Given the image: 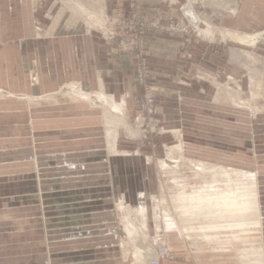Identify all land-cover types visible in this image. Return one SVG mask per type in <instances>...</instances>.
I'll use <instances>...</instances> for the list:
<instances>
[{
    "label": "crops",
    "instance_id": "crops-1",
    "mask_svg": "<svg viewBox=\"0 0 264 264\" xmlns=\"http://www.w3.org/2000/svg\"><path fill=\"white\" fill-rule=\"evenodd\" d=\"M185 1L137 4L141 16L167 22L177 19ZM201 3L221 28H264V0ZM186 7L193 9L191 3ZM85 9L115 15L131 11L128 0H47L38 12L44 29H38L31 0H0V88L25 95H0V264H120L124 238L135 239L154 217L151 167L145 163L137 178L134 162L139 158L119 149L117 133L110 138L108 128L103 148L101 129L94 122L106 117L99 107H80L75 98L56 100L63 85L79 75L77 85L87 99L91 90L103 99V89L106 98L124 108L174 123L182 152L200 146L189 135L209 136L215 142L223 127L215 113L208 119L198 116L206 103L197 94L206 85L201 70L220 64L227 44L149 29L145 50L160 94L148 104L135 77L132 54L99 40L84 20ZM248 47L263 59L264 69V41ZM45 94L53 100L33 104L31 98ZM131 175L133 185L128 182ZM141 178L149 185L141 186ZM114 210L121 214L120 226ZM128 222L132 233L125 230Z\"/></svg>",
    "mask_w": 264,
    "mask_h": 264
},
{
    "label": "rangeland",
    "instance_id": "rangeland-1",
    "mask_svg": "<svg viewBox=\"0 0 264 264\" xmlns=\"http://www.w3.org/2000/svg\"><path fill=\"white\" fill-rule=\"evenodd\" d=\"M128 1L131 11L126 14L120 12L115 15L111 14L110 10L89 9L93 15L91 16L96 18L94 20L85 15L84 20L99 40L111 42L117 48L132 54L135 77L148 104H152L160 94V90L154 84L145 50L144 39L149 29H158L163 33L178 36L193 35L209 43L223 42L228 46L222 53L220 64L217 63L214 69L213 64H209L201 70L206 85L197 94L199 100L206 103L204 108H199L198 116L201 119H208L215 113L214 117L221 119L223 127L217 130L219 135L214 137L215 142L209 141L211 140L209 136L189 135L192 143L198 142L200 146L186 148V152L178 151L176 148L182 142L180 132L174 127V123L171 124L163 116L149 117L134 107L124 108L123 115L115 111L104 98H98L95 90H91L92 92L89 90L88 99L86 95L78 96L79 93L77 95L72 86H78L77 83L81 81L80 75L74 80L75 84L68 82L58 93L56 100L64 102L74 97L80 107L95 105L99 107L97 110L100 115L101 110L104 112L107 118L100 116L94 121L101 129L103 148L106 147V139L108 140L106 128L117 129L119 149L139 158L134 162L137 178L145 171V163L151 167L153 180L150 189L154 198L152 206L154 217L153 215L149 217V226H143L146 229L140 228L135 239L130 241L129 238H124L119 263L151 264L156 250L166 246L172 257L163 259L160 264L166 260L174 261L176 264H264V69L261 66L263 59L259 54H252L248 44L245 49L239 47L241 43L236 39L233 41L231 38L225 39L219 33L214 37L210 34H201L195 23L192 25V20L185 18L183 12L186 11L190 19L195 16L198 20L201 18L202 28L226 29L221 28L204 12L205 5L201 0H186L179 6L180 15L177 19L171 17L167 22H157L141 16L137 0ZM46 2L47 0H31L38 29H44V20L38 12ZM189 3L193 5L192 10H187L186 6ZM99 20L100 25L96 22ZM187 24L188 30L183 31L181 28ZM157 25L159 26L156 27ZM261 41H264V37L257 42ZM195 72L199 73L197 70ZM0 95L25 96L9 93L3 88H0ZM52 97L46 94L31 100L33 104L44 103L52 101ZM113 116L118 117L114 119ZM110 130L109 137L112 138L114 131ZM126 166L128 173L130 164L127 162ZM129 180V184L133 185L135 179L132 175ZM140 183L141 186L149 185L148 180L144 178L140 179ZM208 186L222 190H228L229 187L233 191L249 186L255 189L258 202L252 203L248 208H240L243 211L238 219L229 215V218L207 220L201 217L199 220H193L183 215L184 211L179 207L180 201L177 196L183 191L191 193L199 190V187L203 189ZM114 215L120 226L121 214L114 210ZM140 224L142 221L139 220V227H142ZM154 232L157 233L155 237L159 239L157 243L151 241L156 239Z\"/></svg>",
    "mask_w": 264,
    "mask_h": 264
},
{
    "label": "bare ground",
    "instance_id": "bare-ground-1",
    "mask_svg": "<svg viewBox=\"0 0 264 264\" xmlns=\"http://www.w3.org/2000/svg\"><path fill=\"white\" fill-rule=\"evenodd\" d=\"M189 9H191V6H189ZM85 15L88 17H92L93 15L91 14V12L87 9H85L84 11ZM92 15V16H91ZM94 20L96 17H92ZM97 23H100L96 21ZM195 26L198 27L199 31L201 34H210L213 37L216 35V33H219L223 38H231V39H236L241 43L244 44H248V45H254L256 44V42L260 39L263 38L264 36V28L258 30V31H254V32H240L237 30H229V29H225V30H213L212 27H208V28H202L200 27V19H197V16H195ZM94 23V21H93ZM97 25V24H96ZM100 29V28H99ZM29 58V57H28ZM31 60V59H30ZM37 79V78H36ZM74 83V82H73ZM71 84V83H70ZM69 84V85H70ZM75 84V83H74ZM80 84V83H79ZM73 85V84H72ZM70 87V86H69ZM73 89L75 90H71L74 91L75 93H79L78 96L81 95L82 91L81 89L76 86L73 85L72 86ZM103 90V89H102ZM101 90V93L103 92ZM51 93V92H50ZM99 96H105V94L102 93V95ZM49 94V93H48ZM46 95V94H45ZM53 95V94H52ZM75 95V94H74ZM75 95V96H77ZM85 95V93H84ZM83 95V96H84ZM44 96V95H43ZM37 97V96H36ZM41 97V96H38ZM37 97V98H38ZM85 97V96H84ZM105 96L104 100L117 112L122 113L125 111L124 110V106L120 103L115 102L112 98ZM112 97V96H111ZM53 98V97H52ZM74 98V97H73ZM79 98V97H78ZM90 100V99H89ZM34 101V100H33ZM41 101V100H40ZM104 101V102H105ZM123 101V100H122ZM108 106V105H107ZM109 106V107H110ZM109 112V110H108ZM113 114V113H112ZM108 115V114H107ZM124 115V114H123ZM106 116V115H105ZM118 117V116H116ZM116 117L113 116L114 119H116ZM113 121V120H112ZM109 123V121H108ZM111 123V122H110ZM109 128V127H107ZM106 128V129H107ZM112 130V127H110ZM110 130V129H109ZM110 130V131H111ZM117 130V129H116ZM114 131V130H112ZM109 133V132H108ZM107 133V134H108ZM113 133V132H112ZM111 133V134H112ZM114 133H116V131H114ZM113 133V134H114ZM108 136V135H107ZM114 140V139H113ZM115 141V140H114ZM116 142V141H115ZM114 144V143H113ZM182 145V144H181ZM181 145H177L176 148L178 149V151H182V147ZM177 151V152H178ZM174 156V155H173ZM171 156V157H173ZM170 157V156H169ZM168 157V158H169ZM172 161V159H169ZM214 181V180H213ZM206 182V181H205ZM209 182V181H208ZM215 183V182H214ZM251 184V183H250ZM233 185V184H232ZM247 185V184H246ZM254 185V184H253ZM252 185V186H253ZM213 186V185H212ZM212 186H208L207 188H203L197 191H193L191 193H187L184 192L179 194L177 196V198L180 201V209L184 211L183 215H186V217L188 216L189 218H192L193 220H199L201 217L204 219H215V218H222V217H228L230 215V217H233L234 219H238L241 212L243 210H240V208L243 209V207H249L250 205H252V203L257 204L258 202V197L255 193V189L246 186L243 187L242 189H239L237 191H233L232 189L228 190H222L220 188H215ZM219 185H217L218 187ZM234 186V185H233ZM243 186V185H242ZM251 186V185H250ZM226 188V187H225ZM231 188V187H230ZM192 189V188H191ZM193 189V190H194ZM235 190V189H234ZM176 198V199H177ZM190 209V210H189ZM182 211V212H183ZM246 212V211H244ZM143 213V212H142ZM146 214V212H145ZM182 215V216H183ZM229 218V217H228ZM225 219V218H224ZM233 219V220H234ZM232 220V219H230ZM144 224V223H143ZM133 225V224H132ZM131 223L128 222L127 225V229L129 233L133 232V229L130 228V226H132ZM145 225V224H144ZM143 225V226H144ZM133 227V226H132ZM126 228V227H125ZM123 230V229H122ZM135 231V230H134ZM136 232V231H135ZM183 231H181L182 233ZM127 233V231H126ZM137 233V232H136ZM135 234V233H134Z\"/></svg>",
    "mask_w": 264,
    "mask_h": 264
},
{
    "label": "built area",
    "instance_id": "built-area-1",
    "mask_svg": "<svg viewBox=\"0 0 264 264\" xmlns=\"http://www.w3.org/2000/svg\"><path fill=\"white\" fill-rule=\"evenodd\" d=\"M187 10H189V9H187ZM184 13V16H185V18H187L189 21H191L192 22V25H193V23H195L194 21H195V18H192V19H190L189 18V15L187 14V12L185 11V12H183ZM198 19V18H197ZM190 25H191V23H190ZM159 25H157L156 27H158ZM172 28H174L173 26H172ZM183 31H187L188 30V24H187V26H183L182 28H181ZM264 37V36H263ZM171 252H170V250L166 247V246H161L160 248H158L157 250H156V253H155V255L152 257V259H151V264H160V262L163 260V259H167V258H171L172 256H171V254H170Z\"/></svg>",
    "mask_w": 264,
    "mask_h": 264
}]
</instances>
